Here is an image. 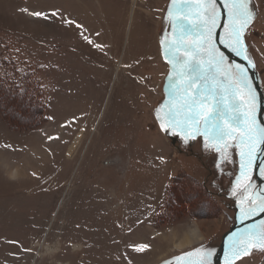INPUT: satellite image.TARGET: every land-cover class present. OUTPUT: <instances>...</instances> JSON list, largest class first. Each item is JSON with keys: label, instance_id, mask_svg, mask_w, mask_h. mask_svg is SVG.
Returning <instances> with one entry per match:
<instances>
[{"label": "rangeland", "instance_id": "1", "mask_svg": "<svg viewBox=\"0 0 264 264\" xmlns=\"http://www.w3.org/2000/svg\"><path fill=\"white\" fill-rule=\"evenodd\" d=\"M180 7L189 6L0 0V79L35 102L0 98V264L184 263L185 253L215 246L227 230L226 197L236 195L229 188L247 148L217 151L209 141L205 149L202 137L192 140L165 118L171 68L160 40L167 32L166 44L178 41L177 20L198 22L195 6L186 14ZM251 7L257 17L245 43L264 87V0ZM223 39L230 44L226 30ZM249 78L244 101L258 99ZM259 152L257 144L252 164ZM197 228L206 240L185 246ZM142 243L150 247L136 251ZM239 264H264L258 239L256 253Z\"/></svg>", "mask_w": 264, "mask_h": 264}, {"label": "snow or ice", "instance_id": "2", "mask_svg": "<svg viewBox=\"0 0 264 264\" xmlns=\"http://www.w3.org/2000/svg\"><path fill=\"white\" fill-rule=\"evenodd\" d=\"M172 4L188 5V8L176 9L177 13L185 14L195 6L198 9L196 12L198 22L191 24L185 20H177L173 23L172 30L178 33V41L166 44L167 32L160 40L162 54L171 68L167 93L170 100L166 102L168 110L165 113L167 124L171 127H180L192 140L202 137L205 149L209 141L217 146V151L221 144L225 147L245 146L247 151L241 153L243 157L241 171L244 174L245 161L248 165L252 164L255 146L259 144L264 149V124H259L256 120L255 96L252 95L250 100H243L244 90L251 91L249 69L243 65L233 67L230 63L226 66L227 57L219 50V46L213 43V30L219 27L218 21L226 11L228 22L225 24V30L229 32L230 44L225 43L223 37L220 43L230 47L236 55L247 52L244 36L251 22L257 17L255 9L251 7L252 0H220V4L217 0H172ZM31 15L47 18L45 13L39 11L32 12ZM169 15H172L171 9ZM188 35H195L197 39L192 43L179 42L185 40ZM249 63L253 62L249 60ZM238 96L241 97L240 100L237 99ZM244 104L247 107L241 112ZM157 118L161 119L159 115ZM161 129L165 132L170 131L164 123H161ZM229 138L234 141L232 145L225 144ZM260 173L264 174V166L260 168ZM237 179L239 180V177ZM250 204H254L260 213H264V194L260 196L259 203L251 201ZM251 211L253 208L250 206L245 210V214ZM253 229L242 233L234 240L231 246L234 257L250 254L248 237H257L259 244L264 246V221H260L259 228L253 226ZM241 240L246 241L243 246L240 245ZM149 247L146 243L134 245L136 251ZM194 251L200 253L201 249L197 248ZM214 251L206 249V254L198 259L197 264H211L209 257ZM184 255L191 256L192 253Z\"/></svg>", "mask_w": 264, "mask_h": 264}, {"label": "flooded vegetation", "instance_id": "3", "mask_svg": "<svg viewBox=\"0 0 264 264\" xmlns=\"http://www.w3.org/2000/svg\"><path fill=\"white\" fill-rule=\"evenodd\" d=\"M220 20L218 22H220ZM245 39H246V36H244V41ZM228 48L231 50L230 47ZM245 53H246L247 58L251 60V58L248 56V50ZM237 56L241 57L243 56V54L237 55ZM167 93H166L165 100L169 101L170 97L167 95ZM171 140H172V143L176 144L178 141V138L171 137ZM259 154L260 152L257 154L255 162L252 165H249L248 168L244 169V174H242V171L239 169L237 170V175L232 177L233 181L230 185L229 191L231 189L236 190V195L235 196L228 195L226 198L228 202L227 209L229 212L233 213V215H228L229 223L227 226V230L225 232H222L219 235V241L215 243L216 245L214 246V243L207 242L206 245L199 247V249H201L200 253H196L194 251L195 249L190 250L189 252H191L192 255L185 256L184 263H182V261L180 262L176 261L174 264H189V262H191V264H197L198 259L201 256L206 254L205 252L206 249L215 250L214 253L209 257V259H210L211 264H217L216 258L219 252L221 251V247L224 243V238L226 235H227V239L225 242L226 252L223 256V262L221 264H239L245 259L253 256L256 253V245H257V239H258L257 237H248V241H250V243H248L250 254L247 256L241 255L239 258L234 257L233 252L231 250V246L234 240H236L242 233L254 230L253 226H255V224L254 225H244V224L248 220L260 214L259 210L255 208V205L250 204L251 201H255L256 203H259L260 196L264 194V174L260 173V169L259 171H256V165H257ZM259 161H262V158H260ZM262 166H264V163L262 164ZM238 177H239V180L237 179ZM222 196H225V194L223 193ZM250 206L253 208V211L245 214V210L248 209ZM233 234H236V235L234 236ZM245 242H246L245 240H241L240 245L243 246Z\"/></svg>", "mask_w": 264, "mask_h": 264}, {"label": "water", "instance_id": "4", "mask_svg": "<svg viewBox=\"0 0 264 264\" xmlns=\"http://www.w3.org/2000/svg\"><path fill=\"white\" fill-rule=\"evenodd\" d=\"M217 3L220 4V0H217ZM221 9H223L222 4H221ZM226 22H227V12L224 11L223 16L221 17V20L219 22V27L216 28L215 44L219 46L220 51L224 52L227 59L239 65H243L249 69L248 73L254 85V91L258 95V99H255L256 120L259 124H264V87H263V80L261 74L259 73L255 65L253 67V63L252 64L249 63V59L247 58L246 53H244L243 56L239 57L234 52H232L228 47H225V44L220 43V39L221 37H223V30L225 28ZM260 158H262V161H259ZM263 163H264V149H262L260 146V154L258 155L256 171H259ZM263 219H264V213H260L254 218L248 220L244 225H254ZM226 239H227V235L224 238V243L221 247V251L219 252L216 258L217 264H221L223 262V256L226 252V244H225Z\"/></svg>", "mask_w": 264, "mask_h": 264}, {"label": "trees", "instance_id": "5", "mask_svg": "<svg viewBox=\"0 0 264 264\" xmlns=\"http://www.w3.org/2000/svg\"><path fill=\"white\" fill-rule=\"evenodd\" d=\"M27 91H28L27 89H24V88H22L18 85H15V84L11 85L9 82H7L5 80L3 81L0 79V98L7 99L6 98L7 94H12L13 96H15L17 98L20 97L22 100L25 101V103L34 104L35 102H34L33 98H30V99L25 98L24 94ZM30 101L32 103H30ZM34 108H36V106Z\"/></svg>", "mask_w": 264, "mask_h": 264}, {"label": "bare ground", "instance_id": "6", "mask_svg": "<svg viewBox=\"0 0 264 264\" xmlns=\"http://www.w3.org/2000/svg\"><path fill=\"white\" fill-rule=\"evenodd\" d=\"M134 1H136V0H134ZM135 6V5H134ZM82 133H80L78 136H77V138L75 139V141L73 142V144H72V146L70 147V149H69V154H72L74 151H75V149H76V147L78 146V144H79V142H80V140H81V138H82ZM189 232H191V231H189ZM186 237V236H185ZM188 240L186 239V243H185V246H191V245H197V244H200V243H202V242H204V240H206L205 238H204V236L202 235V233H201V231H200V229H195V230H193L191 233H190V235H188ZM180 241H182V240H180ZM184 246V245H183ZM184 246V247H185ZM192 247V246H191ZM185 248H187V247H185ZM185 248H181V249H185Z\"/></svg>", "mask_w": 264, "mask_h": 264}]
</instances>
